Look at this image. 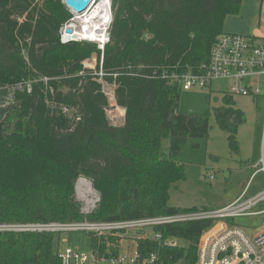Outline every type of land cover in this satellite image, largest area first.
<instances>
[{"label": "trees", "instance_id": "obj_1", "mask_svg": "<svg viewBox=\"0 0 264 264\" xmlns=\"http://www.w3.org/2000/svg\"><path fill=\"white\" fill-rule=\"evenodd\" d=\"M112 2L110 42L102 53L94 43L62 42L60 29L70 18L62 0H0V224L202 210L170 206V189L186 179L178 156L191 139H208L212 113L228 133L231 152L239 154L238 131L246 115L235 108L233 96L225 94L223 105L202 113L181 112L179 84L123 74L115 80V98L126 110L125 120L114 126L102 84L82 62L95 50L106 72H127L129 65L133 70L142 65L147 74L194 72L209 61L226 17L238 13L243 0ZM17 84H30L31 91L28 86L13 90ZM64 108L74 109L73 115ZM165 139L167 155L162 153ZM80 177L90 179L101 196L88 216L76 197ZM213 223L157 227L164 237L186 244L168 248L141 239L139 250L144 255L159 250L164 264H194L200 237ZM61 237L0 231V264H61Z\"/></svg>", "mask_w": 264, "mask_h": 264}, {"label": "built area", "instance_id": "obj_2", "mask_svg": "<svg viewBox=\"0 0 264 264\" xmlns=\"http://www.w3.org/2000/svg\"><path fill=\"white\" fill-rule=\"evenodd\" d=\"M101 1H104L103 5L106 4L103 11L92 22H86V27L83 28L88 35L77 37L76 29L72 27L73 20L85 19ZM91 2L92 0L81 12L69 8L74 17L60 29L61 40L63 43L85 40L97 44L99 49L104 51L110 42L113 23L112 0H94L92 4ZM68 27L73 29L71 34L66 33ZM98 30L102 31L99 37L91 36ZM65 37L66 42L63 41ZM142 69V65L135 67V70L129 65L125 70L127 72H106L102 57L101 68L92 75L102 81L107 77L116 80L123 74L147 79H164L171 85L179 84L183 91L196 86L211 87L215 81H231L225 94L257 98L264 95L260 84L262 80L264 81V37L224 31L217 37L209 61L200 65L194 72L178 73L170 72L168 69H155L147 74ZM23 86H28V90L31 91L30 84H17L12 89L20 90ZM67 110L68 108H64V111ZM262 170L264 171V162ZM214 177L215 174L210 172L207 179L212 180ZM247 190L248 187L235 201L215 210L202 209L172 215L109 221L0 225V231L87 233L92 240L91 253L87 254L76 247L60 248L58 257L61 264H164L159 250L144 255L139 250V240L153 239L158 241L160 246L179 247L180 239L164 237L162 232L155 229L175 223L213 220V225L200 237L197 260L194 264H264V209L255 210L264 201V189L252 197H247ZM255 216H261V225L253 236L233 222L235 218ZM93 239H96V242H93ZM132 245H135L133 252Z\"/></svg>", "mask_w": 264, "mask_h": 264}, {"label": "rangeland", "instance_id": "obj_3", "mask_svg": "<svg viewBox=\"0 0 264 264\" xmlns=\"http://www.w3.org/2000/svg\"><path fill=\"white\" fill-rule=\"evenodd\" d=\"M113 1V0H112ZM66 11H69V21L74 17L69 7L62 0ZM113 3V2H112ZM243 2L241 9L236 14H229L223 25V29L228 33H238L250 35L251 28L255 20L256 4L245 6ZM246 8H243V7ZM68 21V22H69ZM255 36L264 37V33H255ZM253 36V35H252ZM76 42H88L80 40ZM91 43V42H88ZM95 44V43H94ZM97 45V44H96ZM98 47V45H97ZM99 49V47H98ZM102 51V50H101ZM103 53V51H102ZM102 56L98 51H92L88 57L83 60L84 68L93 73L101 68ZM261 81V79H258ZM102 84V89L108 98V107L106 114L112 125H122L125 120V108L119 106L115 100V89L117 84L115 80H98ZM231 81H215L211 87L201 88L193 87L188 91H182L179 101V110L188 113H202L211 110L214 107L223 104V97L229 90ZM261 90L264 91V81H261ZM10 101L13 96L10 95ZM237 107L245 111L247 122L239 129L238 139L240 141V153L231 152L228 145V133L220 129L215 116L211 114L210 134L207 140L191 139L185 149L179 154L178 161L182 163L186 171V179L174 184L170 189L169 205L172 207L192 208L197 207L204 210L219 209L226 203L240 195L246 186V183L252 173L250 164L257 162L259 158V148L261 151L262 138L259 130L264 123V111L259 113L256 110L253 99L249 96H234ZM70 117L74 109L64 111ZM260 132V133H259ZM257 133V135H255ZM197 143V146L193 144ZM169 139L162 143V153L168 154ZM261 156V155H260ZM253 159V160H252ZM254 170V169H253ZM215 174L214 179L208 178V173ZM256 175V174H255ZM206 176V177H205ZM206 178V179H205ZM253 185L247 195L252 197L258 194L264 186V173L260 172L252 178ZM259 191V192H258ZM76 197L81 203V210L85 215H90L97 209L101 201L100 193L94 188L92 181L86 177H80L75 185ZM258 192V193H257ZM264 209V201L255 208V210ZM231 221V220H229ZM261 216L239 217L233 219L236 225L245 228L249 235L256 234V228L261 224ZM52 223H62L54 221ZM260 223V224H259ZM0 225H19L14 223H3ZM252 228H250L251 226ZM152 233V230L149 231ZM62 234L61 247H76L81 251L90 254L92 251V240L85 232L69 231L54 232ZM180 246H184L185 241H180ZM135 245L131 246L133 252ZM179 264H183L180 262Z\"/></svg>", "mask_w": 264, "mask_h": 264}, {"label": "crops", "instance_id": "obj_4", "mask_svg": "<svg viewBox=\"0 0 264 264\" xmlns=\"http://www.w3.org/2000/svg\"><path fill=\"white\" fill-rule=\"evenodd\" d=\"M252 1H254V4H256V10L254 11L255 12V20H254V24H253V26H252V28H251V36L253 35V36H255L254 34L255 33H258V32H260L261 34L262 33H264V0H243V2H245L246 3V5L245 6H247V5H249V4H251L252 3ZM242 2V3H243ZM243 7V8H246V7ZM259 36H262V35H259ZM259 36H255V37H259ZM249 98H252L253 99V101L252 102H254V104H255V106H256V110L257 111H259V113H262L263 111H264V95L262 94V95H260V96H258L257 98H255V97H250L249 96ZM233 100H234V102H235V108H238L237 107V102L235 101V98L233 97ZM223 105V104H222ZM221 106V105H220ZM239 109H241V108H239ZM244 113H245V111L243 110V109H241ZM246 115V114H245ZM246 122H247V117H246ZM245 122V123H246ZM244 123V124H245ZM243 125V124H242ZM241 125V126H242ZM240 126V127H241ZM240 127H239V129H240ZM260 131H261V133H260V135H261V138H262V146H261V151H260V148H259V158H258V160H257V162H255V163H253V164H250L251 166H250V168H252V173H251V175H250V177H249V179H248V181H247V183H246V186H245V188L243 189V191H242V193L240 194V195H237L235 198H233V199H231V200H229L227 203H226V205H228V204H230V203H232L233 201H235L239 196H241L243 193H244V191H245V189L248 187V190H247V193H246V195H248V193H249V191H250V189H251V187H252V185H253V181H252V178L254 177V176H256L258 173H260V172H262V173H264V171L262 170L263 169V162H264V123H263V126H261L260 127V129H259ZM238 135H239V131H238ZM255 135H257V133H255ZM240 142V141H239ZM240 149H241V146H240ZM240 153V152H239ZM261 155V156H260ZM253 160V159H252ZM254 169V170H253ZM256 174V175H255ZM249 185V186H248ZM262 186H264V183H263V185ZM264 189V188H263ZM262 189V190H263ZM261 190V191H262ZM260 191V192H261ZM259 192V191H258ZM257 192V193H258ZM226 205H224V206H226ZM224 206H222V207H224ZM255 217H258V216H255ZM255 217H250V218H255ZM261 222V221H260ZM260 224V223H259ZM261 225V224H260ZM251 226V225H250ZM259 227L260 226H258L255 230L257 231L258 229H259ZM250 228H252V226L250 227ZM180 263V262H179ZM179 263H177V264H179Z\"/></svg>", "mask_w": 264, "mask_h": 264}, {"label": "bare ground", "instance_id": "obj_5", "mask_svg": "<svg viewBox=\"0 0 264 264\" xmlns=\"http://www.w3.org/2000/svg\"><path fill=\"white\" fill-rule=\"evenodd\" d=\"M92 2H94V0H92ZM103 3L104 1H101L99 5L94 9V11H92V13L89 16H87L85 19L82 20V18H75L73 20L72 27L76 29L75 34L77 35V37L82 38L88 35V32L84 31L83 28L86 27V22H92L93 19L103 11L104 7L106 6V4L103 5ZM101 33L102 31L98 30L95 32L94 35H91V36L97 38L100 36Z\"/></svg>", "mask_w": 264, "mask_h": 264}, {"label": "water", "instance_id": "obj_6", "mask_svg": "<svg viewBox=\"0 0 264 264\" xmlns=\"http://www.w3.org/2000/svg\"><path fill=\"white\" fill-rule=\"evenodd\" d=\"M91 0H64L65 4L74 11L81 12L83 11L90 3ZM73 32L72 28H66V33L71 34ZM67 41L66 37L63 40Z\"/></svg>", "mask_w": 264, "mask_h": 264}]
</instances>
